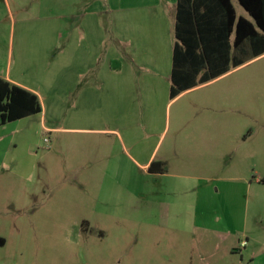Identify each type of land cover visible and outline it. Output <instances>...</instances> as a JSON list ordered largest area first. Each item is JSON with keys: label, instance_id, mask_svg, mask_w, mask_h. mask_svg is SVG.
I'll use <instances>...</instances> for the list:
<instances>
[{"label": "rangeland", "instance_id": "rangeland-1", "mask_svg": "<svg viewBox=\"0 0 264 264\" xmlns=\"http://www.w3.org/2000/svg\"><path fill=\"white\" fill-rule=\"evenodd\" d=\"M88 2V15L75 1L53 11L0 4L1 71L37 87L43 103L42 114L0 127V264H264V55L161 107L150 129L137 117L142 148L126 149L111 85L91 96L92 74L75 70L111 56L100 25L132 1ZM157 144L166 172L151 174L142 152ZM213 174L241 181L207 189L197 218L196 179Z\"/></svg>", "mask_w": 264, "mask_h": 264}, {"label": "crops", "instance_id": "crops-1", "mask_svg": "<svg viewBox=\"0 0 264 264\" xmlns=\"http://www.w3.org/2000/svg\"><path fill=\"white\" fill-rule=\"evenodd\" d=\"M73 1L78 5L75 6L76 10H85V14H89L90 5L88 0H2L0 4L4 3L6 8L11 12L23 11L27 7V4H31V8L33 6H38L41 9L44 8L53 11L56 9L67 10L71 7ZM131 1L132 2L129 4L123 6H118L119 4L113 5L115 8H112L110 13L107 12L110 19L109 23L106 27L104 24L100 25L101 30H107L110 34L105 36L103 41L105 42L108 37H111L114 42L111 56L110 53H106L104 58L96 57L91 67L76 68L75 72L79 78H82V76L88 77L89 74H92L88 80L85 79V84H87L92 90L90 92L91 96L103 92L105 90L103 86L106 83L111 85V90H113L112 113L115 114L114 119H119L120 122L124 120L125 122L123 125L124 133L119 130H113L114 136H116L126 149L128 147L126 141H128L130 142L131 149L138 151L142 147H138V144L135 141L138 137L135 130V121L137 117L142 116L143 121L148 123L150 129L152 124L157 122L161 107L166 105V108H169L170 104L173 102L175 103V101L179 100L187 93L198 91L201 87L214 80L189 89L179 95L176 99L171 100L170 90L172 86L173 54L177 43L176 14L178 0ZM210 2H212L211 6L216 7V9H221V5L217 0H211ZM231 2L238 17L249 18L248 14L240 6L238 0H231ZM241 9H243L247 15L244 14ZM97 12L98 11L95 9L91 14H98ZM98 24L99 21L97 20L96 26H98ZM84 39H87L86 33L84 34ZM81 41H83V37ZM82 55L83 54L80 53V51L74 53V57L78 60H81ZM8 59V55L5 56V58H1L0 56V66L2 67L3 60L7 63V61H9ZM106 61L108 62L106 63ZM98 64L99 67L102 65L99 69ZM95 73L97 75H95ZM0 78L35 93L39 97L42 106V112L40 114L43 113V103L41 102L37 87L23 83L18 79H12L8 68L5 73H2L0 68ZM162 110H164V108H162ZM148 125L145 127L146 129H148ZM209 131L208 128L206 139L210 140L211 136H213L212 139L215 140L216 136L208 134ZM145 132L146 134L143 136H148L144 146L146 149L151 146V143L149 145V142H151L153 133L150 130ZM223 135L222 139L226 140V138H224L226 134ZM192 144L194 147H197L195 142ZM158 145L159 144H157L154 151L151 153L150 150L146 151L145 149L142 152L145 163L140 166L143 169L150 170L152 163L155 162V150L158 148ZM142 159L143 158L141 157V160ZM160 162L166 163V161ZM210 169L212 171V166H210ZM151 174L160 173L152 172ZM182 177L184 178L185 176L182 175ZM240 179L239 176L232 174H228L227 177L221 178H218L217 175L214 174L203 175V177L196 179L198 180V193L200 198L198 199V203H196L195 216L198 218V215L201 213L202 209L199 206L200 202H203V200H205L204 198H206L207 189L214 188L218 184L222 188L230 187L236 182L241 181ZM220 207L221 206L218 205L217 202H215V204L213 202L212 205L209 204L208 206V208L217 215L215 218L216 220H214L215 222L221 219L218 215ZM221 214L224 216L227 215L226 213ZM228 214L229 216L232 214L231 209L228 211ZM211 229L218 232L215 228ZM241 233L243 234L244 232ZM228 234L232 235V232H229ZM249 242L246 247L249 245ZM261 255L262 254L259 256L251 254L250 259L256 260V258Z\"/></svg>", "mask_w": 264, "mask_h": 264}, {"label": "trees", "instance_id": "trees-1", "mask_svg": "<svg viewBox=\"0 0 264 264\" xmlns=\"http://www.w3.org/2000/svg\"><path fill=\"white\" fill-rule=\"evenodd\" d=\"M210 1L178 0L171 100L264 55V0H238L249 18L231 0H217L221 9ZM41 112L35 93L0 78V127ZM165 165L150 170L162 174Z\"/></svg>", "mask_w": 264, "mask_h": 264}, {"label": "flooded vegetation", "instance_id": "flooded-vegetation-1", "mask_svg": "<svg viewBox=\"0 0 264 264\" xmlns=\"http://www.w3.org/2000/svg\"><path fill=\"white\" fill-rule=\"evenodd\" d=\"M1 244H2V241H1ZM5 244V243H4Z\"/></svg>", "mask_w": 264, "mask_h": 264}]
</instances>
